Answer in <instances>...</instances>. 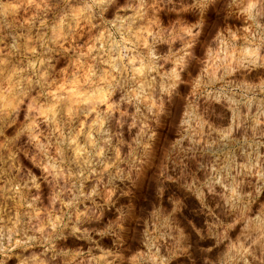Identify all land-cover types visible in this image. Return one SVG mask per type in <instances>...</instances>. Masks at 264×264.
Listing matches in <instances>:
<instances>
[{
  "label": "rangeland",
  "instance_id": "1",
  "mask_svg": "<svg viewBox=\"0 0 264 264\" xmlns=\"http://www.w3.org/2000/svg\"><path fill=\"white\" fill-rule=\"evenodd\" d=\"M0 264H264V0H0Z\"/></svg>",
  "mask_w": 264,
  "mask_h": 264
}]
</instances>
